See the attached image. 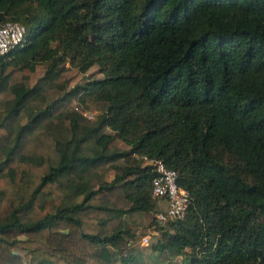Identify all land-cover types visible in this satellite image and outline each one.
Returning <instances> with one entry per match:
<instances>
[{"label": "trees", "instance_id": "trees-1", "mask_svg": "<svg viewBox=\"0 0 264 264\" xmlns=\"http://www.w3.org/2000/svg\"><path fill=\"white\" fill-rule=\"evenodd\" d=\"M6 21L0 264H107L122 215L160 209L151 160L190 195L156 250L264 264V0H0Z\"/></svg>", "mask_w": 264, "mask_h": 264}, {"label": "rangeland", "instance_id": "rangeland-1", "mask_svg": "<svg viewBox=\"0 0 264 264\" xmlns=\"http://www.w3.org/2000/svg\"><path fill=\"white\" fill-rule=\"evenodd\" d=\"M65 67H68V64ZM43 68L44 66H38L37 70H42ZM69 70L66 75L67 89L80 85L87 79H99L102 77L99 67L96 65L90 67L85 73L74 69ZM75 105L77 104L73 102V106ZM78 110L81 109L78 108ZM84 114L92 117L98 112L85 110ZM111 178L112 172L107 176L108 180ZM159 207L162 208L163 205L159 204ZM156 213V211L148 212L138 218L122 215V218L128 222L131 236L125 237L118 249L106 248L103 256L106 258L107 264H184L187 261L188 249L183 254L171 255L166 251H159L154 248L157 243L162 241V231L158 230L162 225L157 223ZM145 238L148 239L146 243L144 242ZM33 245H36V243L33 242ZM17 251L21 252L19 249ZM121 257L129 260H122ZM99 259H102L101 256H99Z\"/></svg>", "mask_w": 264, "mask_h": 264}, {"label": "built area", "instance_id": "built-area-1", "mask_svg": "<svg viewBox=\"0 0 264 264\" xmlns=\"http://www.w3.org/2000/svg\"><path fill=\"white\" fill-rule=\"evenodd\" d=\"M25 35L26 28L19 22L6 21L1 24L0 55H5L17 46L23 45ZM87 117L92 118L90 115ZM149 163L153 165L155 173L152 178L151 193L153 198H157L160 205H163L156 213L158 223L183 218L190 202V195L187 190L178 185L177 172L166 167L159 160H151ZM147 241L148 239L145 238L144 242Z\"/></svg>", "mask_w": 264, "mask_h": 264}]
</instances>
